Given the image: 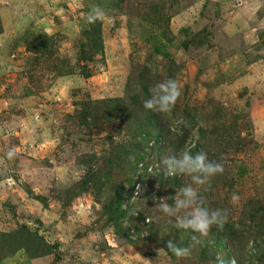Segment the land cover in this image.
<instances>
[{"label": "rangeland", "instance_id": "obj_1", "mask_svg": "<svg viewBox=\"0 0 264 264\" xmlns=\"http://www.w3.org/2000/svg\"><path fill=\"white\" fill-rule=\"evenodd\" d=\"M167 78L173 112L146 110ZM186 144L223 163L201 194L228 221L177 258L198 234L156 207L191 182L160 163ZM22 229L49 253L0 264H264V0H0V234Z\"/></svg>", "mask_w": 264, "mask_h": 264}, {"label": "clouds", "instance_id": "obj_2", "mask_svg": "<svg viewBox=\"0 0 264 264\" xmlns=\"http://www.w3.org/2000/svg\"><path fill=\"white\" fill-rule=\"evenodd\" d=\"M85 18L87 23L95 24L105 19V11L99 5H91ZM149 93L143 100V107L170 115L182 96V88L177 80L167 78L155 83ZM194 148L195 144H186L178 154L162 156L160 161L166 175L186 176L191 181L177 190L174 205L167 203L168 198H161L156 207L165 215L175 216L177 227L198 234L192 236V243L186 247L173 240L166 242L167 250L177 258L191 255L194 246L204 243L201 237H208L213 227L222 230L228 221V210L207 206L206 198L201 194L213 177L224 172V165L211 160L203 150L193 151ZM232 199L235 201L238 197L233 195ZM214 264H236V260L226 261L222 254H217Z\"/></svg>", "mask_w": 264, "mask_h": 264}, {"label": "trees", "instance_id": "obj_3", "mask_svg": "<svg viewBox=\"0 0 264 264\" xmlns=\"http://www.w3.org/2000/svg\"><path fill=\"white\" fill-rule=\"evenodd\" d=\"M88 29L92 31V37L94 39L95 46H97L98 49L102 48V42L100 38V24L99 23L90 24L88 26ZM90 30L85 31V33L87 32L89 33ZM121 102H122L121 100H116V101L111 100L113 107H116V108H117V105L120 104ZM181 121H184V119ZM90 156L92 157V159L95 158V155H90ZM92 164L93 162L89 161L87 168H86L85 175L83 176L82 179H80V181L75 183L70 188V190H77L79 192H85L86 190L91 188L92 184L95 182V178H94L95 173L93 172V168L91 167ZM138 165L141 166L142 162L138 163ZM159 176L157 177V179H160L162 174ZM164 178L167 179L168 181L172 180V182H175V179H173V177L169 178L167 176L166 177L164 176ZM106 182H104L102 186ZM120 190L122 191V189ZM121 195H122L121 192H117L115 196L116 197V201L114 202L115 208H116L115 214L123 213L124 215H126L128 210L125 211V209H130L131 207L130 206L128 208L122 207ZM112 199H113L112 197H109L107 199V202L110 203ZM262 244H264V239H262ZM19 250H23L28 256L32 258L45 256L49 253V247L41 240V238L37 234L31 231H28L26 229L17 230L11 233L0 234V260L9 255L16 253Z\"/></svg>", "mask_w": 264, "mask_h": 264}]
</instances>
